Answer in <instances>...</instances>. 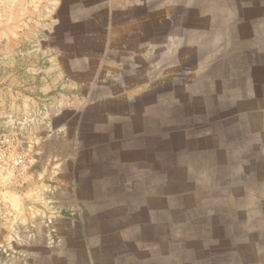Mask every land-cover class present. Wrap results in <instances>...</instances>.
I'll return each instance as SVG.
<instances>
[{
	"label": "crops",
	"instance_id": "1",
	"mask_svg": "<svg viewBox=\"0 0 264 264\" xmlns=\"http://www.w3.org/2000/svg\"><path fill=\"white\" fill-rule=\"evenodd\" d=\"M31 2L79 200L0 201V264H264V0Z\"/></svg>",
	"mask_w": 264,
	"mask_h": 264
},
{
	"label": "rangeland",
	"instance_id": "2",
	"mask_svg": "<svg viewBox=\"0 0 264 264\" xmlns=\"http://www.w3.org/2000/svg\"><path fill=\"white\" fill-rule=\"evenodd\" d=\"M27 1L0 0V157L24 158L21 166L0 170V201H54L65 191L78 201L77 187L66 189L61 171V129L80 110L65 109L62 87L48 84L63 83L64 56L82 47L54 35L45 3Z\"/></svg>",
	"mask_w": 264,
	"mask_h": 264
},
{
	"label": "built area",
	"instance_id": "3",
	"mask_svg": "<svg viewBox=\"0 0 264 264\" xmlns=\"http://www.w3.org/2000/svg\"><path fill=\"white\" fill-rule=\"evenodd\" d=\"M24 158L22 154L14 155L8 162L0 157V170H6L7 167H19L23 164Z\"/></svg>",
	"mask_w": 264,
	"mask_h": 264
}]
</instances>
